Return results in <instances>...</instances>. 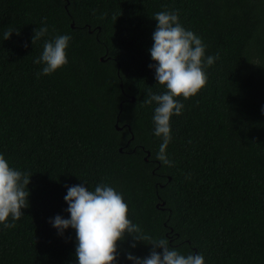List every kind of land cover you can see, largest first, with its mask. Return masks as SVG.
<instances>
[{"label":"trees","instance_id":"obj_1","mask_svg":"<svg viewBox=\"0 0 264 264\" xmlns=\"http://www.w3.org/2000/svg\"><path fill=\"white\" fill-rule=\"evenodd\" d=\"M160 11L179 13L218 57L171 118V167L156 159V105L143 103L164 91L148 67ZM44 20L48 34L32 46ZM9 26L19 35L2 40ZM65 34L68 63L37 78L44 41ZM262 107L264 0H0V154L33 174L24 216L0 225V264H76L75 231L61 237L49 220L68 218L65 185L101 182L145 234L181 254L264 264ZM132 242H118L116 264L148 255L151 245Z\"/></svg>","mask_w":264,"mask_h":264},{"label":"clouds","instance_id":"obj_2","mask_svg":"<svg viewBox=\"0 0 264 264\" xmlns=\"http://www.w3.org/2000/svg\"><path fill=\"white\" fill-rule=\"evenodd\" d=\"M152 19L157 23L151 36L153 43L148 50L153 63L148 67L154 69L155 85L162 86L164 91L160 94L149 92L143 103L156 105L152 118L153 135L162 141L156 159L171 167L172 162L166 153L172 139L171 118L182 114L184 104L180 98L187 100L194 97L206 86L208 76L205 69L213 65L218 57L205 55L207 46L201 37L182 26L179 13L160 11ZM42 24L44 26L33 30L32 46L48 34L46 20ZM13 32L19 35L18 29L9 26L2 40H8ZM70 40L71 36L65 34L44 41L41 55L33 61L43 65L37 78L51 75L68 63ZM261 114L264 115V107ZM32 175L11 167L5 156L0 154V225L4 229L14 228L15 222L24 216L22 210L29 207L27 186ZM65 187L68 218L56 215L49 223L61 237L65 230L75 231L76 264H116L118 242L124 241L127 236L132 238L131 248H135L138 242L146 241L144 244L151 245L145 257L126 252V259L132 264H205L202 254L183 255L169 246L167 238L154 239L145 234L128 218L129 209L123 194L111 185L101 182L93 190L84 183Z\"/></svg>","mask_w":264,"mask_h":264}]
</instances>
